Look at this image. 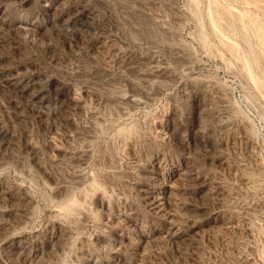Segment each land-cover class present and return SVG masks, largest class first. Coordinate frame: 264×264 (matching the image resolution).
I'll list each match as a JSON object with an SVG mask.
<instances>
[{"label":"rangeland","instance_id":"obj_1","mask_svg":"<svg viewBox=\"0 0 264 264\" xmlns=\"http://www.w3.org/2000/svg\"><path fill=\"white\" fill-rule=\"evenodd\" d=\"M58 2L0 0V71L39 77L51 99L69 91L84 107L39 111L0 80V259L15 263L5 247L17 237L42 247L46 264H264V0ZM83 5L94 20L68 27ZM139 158L171 175L160 213L136 191ZM126 213L147 238L118 219Z\"/></svg>","mask_w":264,"mask_h":264},{"label":"bare ground","instance_id":"obj_2","mask_svg":"<svg viewBox=\"0 0 264 264\" xmlns=\"http://www.w3.org/2000/svg\"><path fill=\"white\" fill-rule=\"evenodd\" d=\"M14 2V1H13ZM85 2V1H84ZM91 2V1H90ZM6 3V2H5ZM59 2H58V0H55V3H52V4H50V5H48V4H45L44 6L45 7H47L46 8V11H50L53 7H54V5L55 4H58ZM44 4V3H43ZM79 4H81V3H79ZM82 4H84V3H82ZM85 4H86V2H85ZM89 4H91V3H89ZM6 6H8V5H5L4 3H0V26H3L7 21H8V16L9 15H7V9H6ZM58 6V5H57ZM60 6H61V4H60ZM9 7V6H8ZM43 7V6H42ZM55 7H56V5H55ZM59 7V6H58ZM44 8V7H43ZM78 8V7H77ZM92 8H93V6H92ZM70 11V10H69ZM52 12V11H51ZM78 12V11H77ZM76 12V13H77ZM46 13V12H45ZM54 13V12H53ZM57 13V12H56ZM56 13H54V14H56ZM60 13H63V12H60ZM73 13V12H72ZM72 13H71V15H72ZM75 13V12H74ZM48 14H49V12H48ZM51 15V14H50ZM80 15H83V16H85L87 19H88V22H89V20H91V22H92V20H94V18H95V14L93 13V11L91 10V8H89V7H84V5H83V7H82V9L79 11V13H77V14H74L73 16H71L70 17V15H69V17L70 18H68L67 20H64L66 23H67V26L68 27H71V28H75V27H77V26H79V21H80V19H79V17H80ZM98 15V14H97ZM63 18H64V16L63 15H61V14H56V15H54V16H52L51 18H50V21L52 22V23H58L59 21H63ZM9 19H10V17H9ZM49 19V18H48ZM47 19V20H48ZM65 19H66V17H65ZM97 19H99V17H97ZM96 19V20H97ZM14 20V19H13ZM34 20V19H33ZM44 20V19H43ZM64 22V23H65ZM86 22V21H85ZM94 22V24L96 25V23H95V21H93ZM97 23L99 22V21H96ZM10 23V22H9ZM14 23V22H13ZM61 23V22H60ZM83 23V22H82ZM35 24V23H34ZM33 23H25V22H19L18 24H16L15 25V27H17V28H19V29H24V30H26V32H28V30H30L31 31V33H33L34 31H36L35 29H36V26L34 25ZM61 24H63V23H61ZM87 24V23H86ZM85 24V25H86ZM91 24V23H90ZM66 25V24H65ZM9 26V25H8ZM12 26V25H11ZM11 26H9V27H11ZM47 26V25H46ZM53 26V25H52ZM83 26V25H82ZM63 27H64V25H63ZM4 28V27H3ZM2 28V29H3ZM81 28V27H80ZM6 29V28H5ZM65 29H67V28H65ZM81 29H83V27L81 28ZM87 29H89V28H87ZM32 30H34L33 32H32ZM79 31H80V29H79ZM23 32V31H22ZM25 32V31H24ZM55 32V31H54ZM75 33V32H74ZM83 33V32H82ZM103 34V33H102ZM70 35V34H69ZM73 35V34H72ZM71 35V36H72ZM67 37V36H66ZM70 37V36H69ZM73 37V36H72ZM98 38V37H97ZM72 38H70V40H71ZM87 39V38H86ZM102 39V38H101ZM100 39V40H101ZM105 42V41H104ZM70 43V42H69ZM86 43H87V41H86ZM77 44V43H76ZM104 44V43H103ZM95 45V44H94ZM101 45V44H100ZM99 45V46H100ZM91 46V45H90ZM93 46V45H92ZM79 47V46H78ZM88 47V46H87ZM101 47V46H100ZM92 48V47H91ZM95 48H97V47H94L93 49H95ZM103 48V47H102ZM78 49V48H77ZM101 49V48H100ZM100 49H96V50H100ZM92 51V50H91ZM94 51V50H93ZM93 51L91 52L92 54L91 55H93ZM102 50H100V52H101ZM96 53V52H95ZM111 54V53H110ZM75 55V54H74ZM80 56V55H79ZM90 57V56H89ZM108 58V57H107ZM106 58V59H107ZM94 60V59H93ZM98 61V60H97ZM134 64V63H133ZM1 65V64H0ZM12 67H14V65L12 66ZM110 67V66H109ZM154 68H157V67H151V70L152 69H154ZM159 68V67H158ZM6 69V68H5ZM5 69H3V70H1L0 71V80L2 81V82H4L5 84L6 83H8V85H11V86H13L14 88H17V90H18V93H20L19 92V89H20V91H22V93H24L25 95H26V100L25 101H27V99H29V102L32 104V105H34V106H36L37 108V110H39V111H41V110H46V109H48L51 105H55L54 107H57V108H64L65 106H66V108H68L67 107V105H70V107H69V109L71 108L72 110H77V112H78V109H83V108H81L82 107V103L80 102V101H77V99H73V95L68 91V92H62L60 95H59V97H56L55 99L54 98H50L46 93H45V91H44V87L45 86H41L42 85V83L40 84V80L38 79L39 77H33V78H25V76H23L20 72H18V73H20V74H16V75H14L11 71H7V70H5ZM84 69V68H83ZM81 70V69H80ZM85 70V69H84ZM141 70V69H140ZM158 70V69H157ZM132 71V70H131ZM150 71V70H149ZM148 71V72H149ZM156 71V70H155ZM16 72V71H15ZM24 72V71H23ZM133 72V71H132ZM136 72V71H135ZM142 72V71H141ZM39 73V72H38ZM159 73V72H158ZM162 73V72H161ZM24 74V73H23ZM73 74V73H72ZM89 74V73H88ZM132 74V73H131ZM38 75V74H37ZM80 75V74H79ZM78 75V76H79ZM157 75V74H156ZM41 76V75H40ZM77 76V77H78ZM85 76V75H84ZM143 76V75H142ZM141 76V74H140V77H142ZM165 76V75H164ZM43 77V76H42ZM148 77H150V76H148ZM156 77V76H155ZM154 77V78H155ZM139 78V77H138ZM143 78V77H142ZM147 78V77H146ZM43 79V78H42ZM84 79V78H83ZM0 81V82H1ZM150 81V80H149ZM43 82H44V79H43ZM119 82V81H118ZM116 84V83H115ZM7 85V86H8ZM106 85V84H105ZM118 85V84H117ZM121 85V84H120ZM81 86V85H80ZM111 86V85H110ZM10 87V86H9ZM75 88V87H74ZM92 89V88H91ZM102 89V88H101ZM14 90V89H13ZM49 93V92H48ZM135 94V93H134ZM96 95V94H95ZM100 96V95H99ZM119 96V95H118ZM21 97V96H20ZM81 97V96H80ZM24 98V97H23ZM22 98V99H23ZM88 98V97H87ZM118 98V97H117ZM119 98H121V99H123L122 97H119ZM79 100V99H78ZM127 100V99H126ZM128 100H130V99H128ZM108 101H110V100H108ZM115 101V100H114ZM117 102H118V100H116ZM84 102V101H83ZM100 102V101H99ZM120 102V101H119ZM127 102H130V101H127ZM133 102V101H132ZM121 103V102H120ZM140 103V102H139ZM204 103V102H203ZM25 104V103H24ZM84 105H85V103H83ZM113 104V103H112ZM128 104V103H127ZM52 106V107H53ZM128 106V105H127ZM130 106V105H129ZM30 107V106H29ZM57 108H55V112H56V114H57ZM31 109V108H30ZM34 109V108H33ZM120 109H122V108H120ZM50 110V109H49ZM61 110V109H60ZM35 112H36V110H34ZM38 111V112H39ZM53 111H54V109H53ZM68 111H70V110H68ZM86 111V110H85ZM91 111V110H90ZM103 111V110H102ZM52 112V111H51ZM40 113V112H39ZM39 113H37V114H39ZM43 115H44V113L43 112H41ZM72 113V112H71ZM89 113V112H88ZM87 113V114H88ZM104 113V112H103ZM55 114V115H56ZM47 115V114H46ZM50 115H52V114H50L49 113V115L48 116H50ZM60 115H63V114H60ZM85 115V114H84ZM96 115V114H95ZM103 115V114H102ZM64 116V115H63ZM70 116H72V115H70ZM73 116H74V113H73ZM44 117V116H43ZM46 118V117H45ZM50 118V117H49ZM53 118V117H52ZM70 118V117H69ZM13 119V118H12ZM25 119V118H24ZM23 119V120H24ZM58 119V118H57ZM67 119V118H66ZM100 119V118H99ZM20 120V119H19ZM26 120V119H25ZM1 121V120H0ZM59 122V121H58ZM89 122V121H88ZM3 123H5V121H3ZM84 123V122H83ZM10 125V124H9ZM59 125V124H58ZM94 125V124H93ZM8 126V125H7ZM29 126V125H28ZM177 126V125H176ZM46 128V127H45ZM77 128V127H76ZM82 128V127H81ZM57 129V128H56ZM62 129V128H61ZM50 130V129H49ZM80 130V129H79ZM67 131V130H66ZM78 132V131H77ZM9 133V132H8ZM66 133V132H65ZM68 133H70V132H68ZM166 133V132H165ZM172 133V132H171ZM78 134V133H77ZM48 135V134H47ZM50 135V134H49ZM170 135V134H169ZM81 136V135H80ZM84 136V135H83ZM87 136V135H86ZM28 137H30V136H28ZM8 138H10V137H8ZM7 138V141H9V139ZM61 138V137H60ZM73 139V138H72ZM71 140V139H70ZM11 141V140H10ZM75 142V141H74ZM73 142V143H74ZM3 143V142H2ZM27 143V142H26ZM21 144V143H20ZM70 144V143H69ZM160 144V143H159ZM10 145V143L9 142H6L5 141V143H4V145H3V149L6 147V146H9ZM14 145V144H13ZM28 145V144H27ZM31 145V144H30ZM33 145V144H32ZM1 146V145H0ZM5 146V147H4ZM70 146H71V144H70ZM21 148V147H20ZM27 148V147H26ZM28 148H31V147H28ZM33 148H35L34 146H33ZM59 148V147H58ZM68 148V147H67ZM7 149V148H6ZM14 149V148H13ZM54 149V148H53ZM57 149V148H56ZM55 149V150H56ZM54 150V151H55ZM8 151V150H7ZM30 151V150H29ZM0 152H1V150H0ZM32 152H33V150H32ZM35 152H36V150H35ZM2 153V152H1ZM21 153V152H20ZM38 153V152H37ZM59 153V152H58ZM61 153V152H60ZM74 153V152H73ZM138 153V152H137ZM142 153V152H141ZM35 154V153H34ZM39 154V153H38ZM82 154V153H81ZM216 154V153H215ZM10 155V154H9ZM12 155V154H11ZM31 155H33V153L31 154ZM36 155V154H35ZM60 155H63V154H60ZM75 155V154H74ZM86 154H84V156H85ZM40 156V155H39ZM68 156V155H67ZM76 156V155H75ZM87 156V155H86ZM221 156V155H220ZM7 157V156H6ZM12 157H13V155H12ZM36 157V156H35ZM49 157V156H48ZM61 157H63V156H61ZM65 157V156H64ZM72 157V156H71ZM77 157V156H76ZM142 157V156H141ZM31 158H33V157H31ZM40 158V157H39ZM45 158V157H44ZM43 158V159H44ZM47 158V157H46ZM78 158H80L79 156H78ZM81 158H83L82 156H81ZM165 158V157H164ZM226 158V157H225ZM18 159V158H17ZM20 159V158H19ZM52 159V158H51ZM55 159V158H54ZM134 159H135V157H134ZM3 160V159H2ZM7 160V159H6ZM37 160V159H36ZM76 160H78V159H76ZM83 160V159H82ZM87 160V159H86ZM22 161V160H21ZM34 161H35V158H34ZM33 161V162H34ZM47 161V160H46ZM72 161H75L74 159L72 160ZM83 161H85V160H83ZM82 161V162H83ZM136 161V160H135ZM230 161V160H229ZM3 162V161H2ZM2 162H1V164H2ZM4 162H5V160H4ZM9 162V161H8ZM26 161H24V163H25ZM59 162V161H58ZM71 162V161H70ZM77 162V161H76ZM79 162V161H78ZM81 162V163H82ZM137 163V167H138V170H139V172H140V181L138 182V188H136V191H137V189L139 190L138 191V193L140 192L141 194H142V197H143V199L145 200V204H148L150 207H151V209H153V211H155V212H162V207H164L163 206V204L165 203V200L167 199V196L168 195H170V194H172V192H171V189H172V185H171V179H170V177H171V175H168V176H164V177H161V175H160V173H162V171L159 173L158 172V170L156 169V163L155 162H153V163H149L147 160H145L144 158L143 159H141V158H139V159H137V161H136ZM165 162V161H164ZM36 163L37 162H35L34 164L36 165ZM134 163V162H133ZM0 164V165H1ZM68 164V163H67ZM3 165H5V164H3ZM13 165H14V163H13ZM64 165V164H63ZM11 166V165H10ZM25 166V165H24ZM29 166V165H28ZM27 166V167H28ZM40 166V165H39ZM110 166V165H109ZM112 166V165H111ZM134 166H135V164H134ZM229 166V165H228ZM6 167V166H5ZM21 167V166H20ZM23 167V166H22ZM34 167H36V166H34ZM37 167H38V165H37ZM50 167V166H49ZM69 167V166H68ZM108 167V166H107ZM114 167V166H113ZM112 167V168H113ZM26 168V167H25ZM24 168V169H25ZM41 168V167H40ZM66 168V167H65ZM110 168V167H109ZM135 168V167H134ZM61 169H63V168H61ZM69 169V168H68ZM79 169V168H78ZM111 169V168H110ZM30 170V169H29ZM38 170V169H37ZM41 170V169H40ZM72 170V169H71ZM115 170H117V169H115ZM135 170H137V169H135ZM160 170V169H159ZM199 170V169H198ZM47 171V170H46ZM45 171V172H46ZM73 171V170H72ZM134 171V170H133ZM178 171V170H177ZM190 171V170H189ZM41 172H42V170H41ZM61 172V171H60ZM180 172V171H179ZM36 173V172H35ZM38 173H40V172H37V174ZM44 173V172H43ZM70 173V172H69ZM75 173V172H74ZM182 173V172H181ZM46 174V173H45ZM52 174V173H51ZM55 174V173H54ZM164 174V173H163ZM40 177L42 176L41 174H38ZM59 175V174H58ZM68 175V174H67ZM87 175V174H86ZM181 175V174H180ZM38 176V177H39ZM43 176H44V174H43ZM43 176H42V178H43ZM47 174L45 175V181L47 182V180H49V179H47ZM48 176H50V175H48ZM70 176V175H69ZM80 176V175H79ZM78 176V177H79ZM178 176H179V174H178ZM30 177V176H29ZM38 177H37V179H38ZM39 177V178H40ZM51 177V176H50ZM49 177V178H50ZM68 177V176H67ZM76 177V176H75ZM82 177V176H81ZM181 177V176H180ZM42 178H40V179H42ZM70 178H71V176H70ZM195 178H197V177H195ZM194 178V179H195ZM7 179V178H6ZM47 179V180H46ZM55 179V178H54ZM84 179V178H83ZM139 179V178H138ZM138 179H137V181H138ZM171 180V181H170ZM198 180V179H197ZM32 181V180H31ZM42 182H43V180H41ZM44 181V182H45ZM50 181L51 182H53L54 183V180H51L50 179ZM49 181V182H50ZM65 181V180H64ZM64 181H61V182H64ZM205 181V180H204ZM242 181V180H241ZM11 182V181H10ZM175 182V181H174ZM48 183V182H47ZM57 183V182H56ZM79 183V182H78ZM107 183V182H106ZM110 183V182H109ZM112 183V182H111ZM201 183H203V182H201ZM200 183V184H201ZM205 183V182H204ZM9 184V183H8ZM48 184H50V183H48ZM52 184V183H51ZM50 184V185H51ZM69 184V183H68ZM209 184V183H208ZM1 185V184H0ZM10 185H12V184H10ZM55 184H53V185H51V186H54ZM57 185H58V183H57ZM61 185H63V184H61ZM60 185V186H61ZM71 185V184H70ZM79 185H82V184H79ZM79 185H77V186H79ZM130 185V184H129ZM218 185V184H217ZM6 186V185H5ZM9 186V185H8ZM64 186V185H63ZM72 186V185H71ZM75 186V185H74ZM137 186V185H136ZM174 186H175V183H174ZM186 186H188V185H186ZM200 186V185H199ZM205 186V185H204ZM7 187V186H6ZM6 187H0V197H8V195H9V192H8V190H7V188ZM12 187V186H11ZM49 187V186H48ZM70 187V186H69ZM76 187V186H75ZM113 187V186H112ZM176 187V186H175ZM45 188V187H44ZM51 188V187H50ZM57 188V187H56ZM60 188V187H59ZM77 188V187H76ZM82 188V187H81ZM75 189V188H74ZM73 189V190H74ZM80 189V188H79ZM78 189V190H79ZM83 189H85V188H83ZM117 189V188H116ZM201 189V188H200ZM63 190H65V189H63ZM63 190H59V192H62ZM70 190V189H69ZM110 190V189H109ZM129 190V189H128ZM173 190V189H172ZM67 191V190H66ZM118 191V190H117ZM204 191V190H203ZM58 192V191H57ZM49 193V192H48ZM54 193V192H53ZM66 193V192H65ZM120 193H121V191H120ZM136 193V195L138 194L137 192H135ZM11 194V193H10ZM59 194H61V193H59ZM58 193H57V195H59ZM64 194V193H63ZM63 194H61V196L59 195V196H57V195H55L56 197H59L58 198V200H61V199H63ZM68 194V193H67ZM70 194V193H69ZM20 195V194H19ZM47 195V194H46ZM53 195V194H52ZM174 195H176V194H174ZM216 195V194H215ZM11 196H12V194H11ZM48 196V195H47ZM54 196V197H55ZM70 196V195H69ZM96 196V195H95ZM139 196V195H138ZM137 196V197H138ZM21 197V196H20ZM19 197V198H20ZM53 197V196H52ZM53 197V198H54ZM60 197H61V199H60ZM65 197V196H64ZM141 197V198H142ZM171 197H173V196H171ZM24 198V197H23ZM111 198V197H110ZM140 198V197H139ZM1 199V198H0ZM13 199V198H12ZM22 199V198H21ZM24 199H26V198H24ZM57 199V198H56ZM85 199V198H84ZM169 199V198H168ZM171 200V199H170ZM8 201H9V199H8ZM21 201V200H20ZM100 201H101V199H100ZM169 201V200H168ZM190 201V200H189ZM226 201V200H225ZM1 202V201H0ZM3 202H5V200L3 201ZM7 202V201H6ZM99 203V202H98ZM142 203H143V201H142ZM167 203V202H166ZM0 204H2V202L0 203ZM77 204V203H76ZM101 204H103V203H101ZM8 205V204H7ZM24 205H25V202H24ZM67 205V204H66ZM93 205V204H92ZM105 205V204H104ZM108 205V204H107ZM143 205H144V203H143ZM15 206H16V204H15ZM102 206V205H101ZM136 206V205H135ZM147 206V205H146ZM165 206H167V204L165 205ZM0 207H1V205H0ZM5 208H6V206H4ZM89 207V206H88ZM94 207V206H93ZM137 207V206H136ZM169 207V206H168ZM9 208V207H8ZM7 208V209H8ZM55 208H57V207H55ZM63 208H64V206H63ZM99 208V207H98ZM112 208V207H111ZM132 208V207H131ZM218 208H219V206H218ZM25 209V208H24ZM70 209H72V208H70ZM91 209V208H90ZM147 209V211H148V208H146ZM165 209V208H164ZM1 210V209H0ZM2 210H4V208L2 209ZM10 210V209H9ZM15 210V209H14ZM13 210V211H14ZM58 210V209H57ZM61 210V209H60ZM66 210H68V209H66ZM97 210V209H96ZM101 211H103L104 209H100ZM105 210H107V209H105ZM109 210V209H108ZM126 210V209H125ZM4 211H6V209L4 210ZM23 211V210H22ZM25 212H26V210H24ZM80 211V210H79ZM152 210L150 211V212H153ZM166 211V210H165ZM18 211H16V213H17ZM52 212V211H51ZM53 212H54V210H53ZM52 212V213H53ZM76 212H78V211H76ZM75 212V213H76ZM127 212V211H126ZM130 212V211H129ZM129 212H127L128 214H129ZM137 212V211H136ZM149 212V213H150ZM155 212H153V214L152 215H154V213ZM6 213V212H5ZM13 213H15V211L13 212ZM19 213V212H18ZM17 213V214H18ZM21 213V212H20ZM120 213V212H119ZM118 213V214H119ZM127 213H126V215H123V216H121V215H117L118 216V219H123L124 221H126V223L128 222L129 224H130V226L132 227V228H134L135 230H136V233H137V236H139L140 238H141V241L143 240V239H145V238H147L146 236V234L141 230V224H140V222L138 221V219L136 218V217H133V216H131V215H127ZM146 213V212H145ZM173 213V212H172ZM28 214V213H27ZM56 214H58V213H56ZM55 214V215H56ZM102 214V213H101ZM106 214H108V213H106ZM110 214V213H109ZM112 214V213H111ZM161 214H163V213H161ZM164 214H166V213H164ZM14 215H16V214H14ZM22 215L23 214H21L20 216L22 217ZM70 215V214H69ZM86 215V214H85ZM90 215V214H89ZM113 215V214H112ZM135 215V214H134ZM146 215V214H145ZM13 216V215H12ZM17 216V215H16ZM19 216V215H18ZM28 216V215H27ZM26 216V217H27ZM106 216V215H105ZM109 216V215H108ZM138 216H140V215H138ZM137 216V217H138ZM155 216V215H154ZM162 216V215H161ZM164 216H167V215H164ZM0 217H3V215L2 216H0ZM7 217V216H6ZM61 217H63V216H61ZM101 217H102V215H101ZM110 217V216H109ZM115 217V216H114ZM156 217V216H155ZM163 217V216H162ZM192 217V216H191ZM20 218V217H19ZM23 218V217H22ZM56 219V217H53V219ZM70 218V217H69ZM111 218V217H110ZM168 218V217H167ZM174 218V217H173ZM109 219V218H108ZM112 219V218H111ZM117 219V218H116ZM117 219V220H118ZM142 219V218H141ZM140 219V220H141ZM146 219V218H145ZM221 219V218H220ZM14 220H16V219H14ZM72 221H73V219H71ZM78 220V219H77ZM110 220V219H109ZM115 220V219H114ZM143 220V219H142ZM167 220H169V219H167ZM174 220V219H173ZM179 220V219H178ZM11 221V220H10ZM34 221V220H33ZM75 221V220H74ZM79 221V220H78ZM84 221V220H83ZM105 221V220H104ZM107 222H109L108 220H106ZM169 221H172V219L171 220H169ZM54 222V221H53ZM52 222V223H53ZM106 222V223H107ZM117 222V221H116ZM177 221H175V223H176ZM223 222V221H222ZM52 223H50V224H47V225H53ZM56 223H58L57 221H56ZM68 223H70V222H68ZM74 223V222H73ZM87 223V222H86ZM109 223H112V221L111 222H109ZM115 223V222H114ZM125 223V222H124ZM170 223V222H169ZM173 223H174V221H173ZM174 223V224H175ZM14 224V223H13ZM108 224V223H107ZM117 224V223H116ZM118 224H119V220H118ZM178 224V223H177ZM112 225V224H111ZM123 225V224H122ZM128 225V224H127ZM229 225V224H228ZM16 226V225H15ZM18 226H20V225H18ZM85 226H86V224H85ZM120 226H121V224H120ZM178 225H176V227H177ZM180 226V225H179ZM14 227V226H13ZM13 227H11L12 229H13ZM44 227V226H43ZM50 227V226H49ZM51 227H54V226H51ZM56 227H58L57 225H56ZM60 227V226H59ZM109 227V226H108ZM144 227H145V224H144ZM15 228V227H14ZM55 228V227H54ZM61 228H63V227H61ZM82 228V227H81ZM11 229V230H12ZM55 229H57V228H55ZM54 229V230H55ZM60 229V228H59ZM99 229H101V228H99ZM105 229V228H104ZM126 229H127V227H126ZM170 231L172 230V229H174V226L172 225H170V227L168 228ZM176 229V228H175ZM5 230V229H4ZM8 230V229H7ZM10 230V231H11ZM17 230V229H16ZM15 230V231H16ZM47 230V229H46ZM48 230H49V228H48ZM51 230H53V229H51ZM65 230V229H64ZM77 230V229H76ZM90 230V229H89ZM121 230V229H120ZM123 230V229H122ZM125 230V229H124ZM123 230V231H124ZM147 230V229H146ZM169 230H168V232H169ZM2 231V230H1ZM95 231V230H94ZM119 231V230H118ZM125 231H127V230H125ZM173 231V230H172ZM171 231V232H172ZM6 232V231H5ZM45 232V231H44ZM53 232V231H52ZM59 232H60V230H59ZM66 232V231H65ZM90 232V231H89ZM128 232V231H127ZM135 232V231H134ZM163 232V231H162ZM167 232V233H168ZM178 232V231H177ZM11 233H12V231H11ZM51 233V232H50ZM69 233V232H68ZM67 233V234H68ZM81 233V232H80ZM121 233V232H120ZM129 233V232H128ZM4 234V233H3ZM8 234V233H7ZM46 234V233H45ZM60 234V233H59ZM64 234V233H63ZM150 234V233H149ZM169 234V233H168ZM167 234V235H168ZM5 235V234H4ZM33 235V234H32ZM37 235V234H36ZM49 235V234H48ZM123 235V234H122ZM175 234H172L171 236H174ZM8 236H9V234H8ZM39 236V235H38ZM37 236V237H38ZM63 236H65V235H63ZM72 236V235H71ZM121 236V235H120ZM129 236V235H128ZM3 237H5V236H3ZM36 237V236H35ZM45 237V236H44ZM66 237V236H65ZM70 237V236H69ZM124 237V236H123ZM136 237V236H135ZM134 237V238H135ZM164 237V236H163ZM11 238V237H10ZM17 238V237H16ZM16 238H14V240H12L4 249L6 250V252H7V255L8 256H13V257H16L17 259H16V261H15V263L14 264H46L45 262L46 261H42L43 259L41 258V255L44 253V250H42V247H41V249H38V247L37 248H35L34 246H32L31 244H29L27 241H25V240H22L21 238L20 239H16ZM34 238V236L32 237V239ZM47 238V237H46ZM58 238H60L59 236H58ZM2 239V238H1ZM30 239V238H29ZM61 239H63V238H61ZM66 240H67V238H65ZM64 239V240H65ZM121 239V238H120ZM153 239V238H152ZM4 240V239H3ZM44 240V239H43ZM56 240H57V238H56ZM123 240V239H122ZM134 240V239H133ZM1 241V240H0ZM34 241H35V239H34ZM49 241V240H48ZM61 241H63V240H61ZM61 241L58 243L59 245H61L62 243H61ZM140 241V240H139ZM150 241V240H149ZM6 242V241H5ZM46 242V241H45ZM56 242V241H55ZM71 242V241H70ZM69 242V243H70ZM123 242V241H122ZM132 242V241H131ZM1 243V242H0ZM32 243V242H31ZM42 243H43V241H42ZM41 243V244H42ZM53 243V242H52ZM66 243V242H65ZM148 243V242H147ZM2 244V243H1ZM37 244V243H36ZM50 244V243H49ZM56 244H57V242H56ZM125 244V243H124ZM127 244V243H126ZM38 245V244H37ZM55 245V244H54ZM69 245V244H68ZM121 245V244H120ZM119 245V246H120ZM138 245V244H137ZM51 246L52 245H50L49 247L51 248ZM118 246V245H117ZM53 247V246H52ZM57 247V246H56ZM69 247V246H68ZM84 247V246H83ZM101 247H102V245H101ZM145 247V246H144ZM49 248V249H50ZM115 248V247H114ZM45 249V248H44ZM48 249V250H49ZM53 249V248H52ZM59 249H61V248H59ZM3 250V249H2ZM46 250V249H45ZM114 250V249H113ZM241 250V249H240ZM60 251V250H59ZM144 251H145V248H144ZM45 252H47V251H45ZM2 253H4V252H2ZM5 255V254H4ZM44 256H46V255H44ZM82 256V255H81ZM84 256H85V254H84ZM91 256V255H90ZM113 256V255H112ZM79 257V256H78ZM88 257V256H87ZM86 257V258H87ZM246 257V256H245ZM42 260H41V259ZM80 258H82V257H80ZM116 258V257H115ZM6 259V258H5ZM7 259H8V257H7ZM46 259V258H45ZM83 259V258H82ZM88 259V258H87ZM120 259V258H119ZM147 259V258H146ZM13 260V259H12ZM15 260V259H14ZM47 260V259H46ZM90 260V259H89ZM111 260V259H110ZM138 260V259H137ZM142 260V259H141ZM11 261V260H10ZM52 261V260H51ZM54 261V260H53ZM61 261H63V258H61ZM83 261V260H82ZM243 261V260H242ZM12 262V261H11ZM48 262H50V261H48ZM143 262V261H142ZM144 262H145V260H144ZM246 262V261H245ZM5 263V261L3 262V260H1L0 259V264H4ZM56 263H58V262H55V264ZM108 263V262H107ZM134 263V262H133ZM137 263H139V262H137ZM141 263V262H140ZM10 264V263H9ZM50 264V263H49ZM60 264V263H59ZM116 264V263H115Z\"/></svg>","mask_w":264,"mask_h":264}]
</instances>
